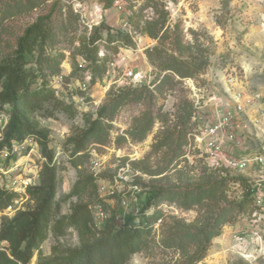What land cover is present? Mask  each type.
<instances>
[{
  "label": "trees",
  "instance_id": "1",
  "mask_svg": "<svg viewBox=\"0 0 264 264\" xmlns=\"http://www.w3.org/2000/svg\"><path fill=\"white\" fill-rule=\"evenodd\" d=\"M144 1L156 14L146 19L142 27L144 34L158 40V45L147 51L151 63L160 69L159 75L162 76L152 81L153 84L158 81L155 88L160 90L166 80H173L175 76L191 78L203 73L209 65L208 55L193 52V46L184 43L176 30L173 31L176 36L171 42V50L163 49L164 41L171 38L169 27L165 28L168 13L161 0ZM41 3V0L8 2V6L0 8V23L27 14ZM52 13L39 15L17 38L16 47L0 59V111H7L10 116L0 141V150L15 141L34 138L46 159L39 170L37 182L26 188L31 204L17 210L13 216L3 214L1 217L0 264H30L36 252V264H128L136 253L149 255L154 245L178 254L173 264L199 263L206 257L212 240L222 234L223 227L235 223L240 214L250 207L252 195L231 198L229 187L239 179L229 174L217 173L206 167L205 172L195 179L185 174L184 169H177L180 158L185 154L180 141L186 134L184 132L178 137V145L169 152L166 165L152 169L142 165L143 161L133 162L135 169L151 176L149 182L143 185L146 189L140 196L141 208L138 212L114 211L100 226L92 210L100 198L98 179L105 175L94 174L86 167L91 158V147L106 145L110 141L116 114L127 101L141 100L143 89L150 90L147 85L111 86L96 112L83 114L85 125L75 127L67 137L66 144L71 146L70 163L76 168L78 177L64 197V200L76 197L71 212L61 213L60 204L56 201L58 166L54 160V149L49 145L50 129L42 126L34 115L46 109L47 103L71 115L74 114L72 109L76 110L73 103L55 96L51 85L52 78L61 74V65L66 58L65 51L57 47L59 39L52 25ZM75 17L78 18V15ZM132 21L133 16L128 15L130 27L115 28L104 20L94 25L90 33L85 31L80 34L77 38L79 45L70 53L72 72L67 81L84 80L85 73L89 72V90L103 80L112 57H99V42L115 43V53L122 46L135 45L130 33L133 31ZM66 28L62 24L59 29ZM38 79L41 80L40 86L33 88ZM140 88L142 90L138 92ZM186 103L192 109V104L189 101ZM191 115L192 111L189 117ZM155 119L152 111H144L134 119L126 135H120L119 142L128 139L143 141L152 130ZM173 138L174 134L170 132L158 141L157 149L170 146ZM173 169L174 173H170ZM174 176L176 179H173ZM16 196L17 193L12 190L0 189V212L12 205ZM167 202L183 210L196 209L197 215L192 221L168 216L161 207ZM69 229L77 232L78 245L66 246L58 240ZM158 229L160 239L157 241L155 234ZM49 233L56 238V243L51 246L50 254L44 255L41 245Z\"/></svg>",
  "mask_w": 264,
  "mask_h": 264
},
{
  "label": "rangeland",
  "instance_id": "2",
  "mask_svg": "<svg viewBox=\"0 0 264 264\" xmlns=\"http://www.w3.org/2000/svg\"><path fill=\"white\" fill-rule=\"evenodd\" d=\"M12 1L0 0V8H5L8 2ZM41 1L39 7L27 14L2 20L0 59L16 47L17 38L29 24L39 15L53 11L52 25L59 39L57 47L66 53L61 65L64 79L57 86L59 96L54 92L55 96L67 103H73L74 106L80 103L82 96L90 100H101L102 103L111 87L110 83L120 78L123 69L110 67V72L103 80L89 90L83 91L80 81L71 83L67 81V76L72 72L70 53L79 45L77 38L80 34L85 31L90 33L94 25H99L104 20L115 28L124 27L127 21L126 15L133 16L132 34L135 40V45L124 51L128 58L127 64L133 71L141 72L147 81L162 78L159 75L160 69L151 63L147 55L148 49L158 45V40L142 32L144 21L156 16L153 8L145 5L144 0ZM161 3L168 13L165 28L169 27L171 34V38L164 41L163 49L171 50L173 46L171 42L176 36L173 35V31L176 30L184 43L193 46V52L208 55L209 65L203 73L191 78L175 76L173 80H166L160 90L155 88L157 81L150 90L143 89L141 100H129L120 108L112 121L110 141L106 145L91 147V158L86 163L90 172L105 175L98 179L100 198L92 206L94 215L99 205L106 211L108 217L114 211L138 212L141 208L140 196L146 189L143 185L149 182L151 176L135 169L133 162L143 161L142 165L152 169L166 165L169 152L178 145V137L183 132L186 134L180 141L183 142L182 151L185 154L180 158L177 169H184L185 174L195 179L205 172L206 167L217 173L237 177L239 180L231 184L228 190L229 196L234 199L251 194L258 181L264 186V165L255 161L242 171H230L226 168L215 170L208 165L205 155L195 145L193 136L196 133L195 123L192 116L189 117L192 109L186 103V101L190 102V97H193L190 79L197 88L212 91L217 95L223 94L228 98H231L234 92H240L243 112L239 117L240 126L237 133L243 141L241 150L244 155L252 158L257 155L264 157V4L259 0H161ZM119 5H122L123 9ZM76 15L78 18L75 17ZM62 24L67 28L60 30ZM114 45L115 43L110 44L105 40L100 41L99 57H108V59L115 57L117 53ZM40 83L41 80L38 79L33 84V88H38ZM141 90L140 88L137 91ZM96 106L93 103L86 106L87 111L73 108L74 114L71 115L47 103L46 109L34 114L42 126L50 129L49 145L54 149V160L58 166L59 185L56 201L60 204L61 213L71 212L76 197L66 200L64 197L71 191L78 177L76 168L70 163L71 146L66 144V139L75 127L85 125L83 114L95 113L98 109ZM213 107V105L206 106L208 112ZM146 110L152 111L156 116L154 126L147 137L143 141L128 139L119 142L120 135H126L134 119ZM50 112L53 114L50 115ZM1 113L5 114L9 121V113L7 111ZM170 132L174 134L173 143L157 149L158 141ZM25 147L20 155L6 158L0 154V167L3 168L0 172V189L5 187L7 181H12L18 175L32 177L33 183L34 179L37 181L41 165L46 159L37 142L32 146L26 144ZM93 150L96 152L94 153ZM17 161L21 164V168L7 173ZM170 173H174V169ZM173 179H176V176ZM14 201H18L16 206L20 209L31 204L26 190L17 192ZM161 207L168 216L179 217L186 221L194 220L197 215L196 209L183 210L173 203H163ZM151 211L152 209L149 212ZM3 214L4 211H1L0 221ZM10 216H13V213ZM96 221L100 226L104 223L97 219ZM237 223L238 220L223 227L222 237L212 240L206 257L197 264H264V256L259 251L257 241L238 243L233 239L232 233L236 230ZM155 238L157 241L160 239L159 229ZM58 240L66 246L79 244L77 232L73 229H69L67 234ZM55 243L56 238L49 233L48 238L41 245L43 254L49 255L51 246ZM37 257L38 252L35 253L30 264H36ZM177 257L178 254L154 245L149 255L136 253L128 264H173Z\"/></svg>",
  "mask_w": 264,
  "mask_h": 264
},
{
  "label": "built area",
  "instance_id": "3",
  "mask_svg": "<svg viewBox=\"0 0 264 264\" xmlns=\"http://www.w3.org/2000/svg\"><path fill=\"white\" fill-rule=\"evenodd\" d=\"M259 1L264 4V0ZM119 7L123 9L122 5H119ZM126 17H128V15H126ZM123 26L125 28L130 27L127 21ZM130 33H132V31H130ZM129 48L130 47L127 46L120 47L118 53L109 62V70L107 73L110 72V67H113V69L117 67L119 70L123 69L120 78L114 81V83H110L111 86L123 88L147 85L149 88H153L155 84H153L152 80L147 81L141 72L133 71L129 64H127L128 58L124 51L129 50ZM63 79L64 76L59 74L54 76L51 80V85L53 87L55 86L54 89L57 96L60 94L57 86L59 83L63 82ZM90 80L91 75L89 72H86L84 80L80 81L82 90L88 89ZM190 80L193 89V97H190V103L192 104L191 116L195 123L194 130H196L193 136L195 137L196 147L205 155L208 165L215 170L226 168L230 171H242L249 166L252 161L264 165L263 156L257 155L252 158L246 154L244 155L241 150L243 149V141L237 133V129L240 126L239 117L243 112L241 93L234 92L231 94V98H228L223 94L217 95L212 91L197 88L193 80ZM80 100L79 104H75V108L79 111H87L88 109L86 106L92 103L97 105L96 107H99L101 103V100H90L87 99L86 96H82ZM207 105L214 106L210 112H208V108H206ZM7 124L8 117L0 111V141L3 139ZM34 143H36L34 138H27L22 142L15 141L11 146L2 148L0 154L2 157L6 158L16 154L20 155L23 153V150L26 149V144L32 146ZM93 152L95 153L96 151L93 150ZM12 165L13 168L10 167L7 173L21 168V164H18V161L14 162ZM1 171H3V168L0 167V172ZM19 176L20 175L16 176L12 181H7L4 188L16 193L25 192L27 186L33 183V179L30 176ZM251 195L252 203L248 209L240 214L236 230H234L232 235L233 239L238 243L257 241L259 244V251L261 255L264 256V229L262 228L264 227V186L261 181L256 183ZM17 202L18 201H14L12 205L8 206L4 214H9L10 216V214L13 213L14 215L16 211L20 209L16 206ZM95 216L99 222H104L108 218V214L101 205L98 206V211Z\"/></svg>",
  "mask_w": 264,
  "mask_h": 264
},
{
  "label": "crops",
  "instance_id": "4",
  "mask_svg": "<svg viewBox=\"0 0 264 264\" xmlns=\"http://www.w3.org/2000/svg\"><path fill=\"white\" fill-rule=\"evenodd\" d=\"M36 179H34V182H37V181H35ZM37 180H38V177H37ZM230 227H232L231 225H230ZM222 236L220 235V236H218V238L217 239H220Z\"/></svg>",
  "mask_w": 264,
  "mask_h": 264
}]
</instances>
